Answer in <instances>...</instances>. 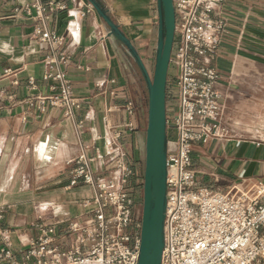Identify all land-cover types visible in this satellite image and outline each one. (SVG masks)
Here are the masks:
<instances>
[{
    "label": "crops",
    "instance_id": "obj_1",
    "mask_svg": "<svg viewBox=\"0 0 264 264\" xmlns=\"http://www.w3.org/2000/svg\"><path fill=\"white\" fill-rule=\"evenodd\" d=\"M100 1L146 61L157 40V0ZM39 2L66 7L48 12L49 19L42 21L34 0H0V228L7 230L20 259L23 244L45 233L39 225L54 227L52 246H72L69 220L89 217L93 207L86 201L97 189L82 181L69 187L76 164L67 162L83 154L84 145L102 148L96 137L106 123L120 131V144L134 170L127 190L134 198L135 217H141L143 208V177L140 186L134 182L144 155L147 116L137 106L146 85L137 64L94 7L88 11V0ZM220 13L227 17V28L214 61L216 89L224 106L233 108L264 96V0H226ZM38 27L63 35L64 44L51 48L35 34ZM47 59L56 61V71L69 75L82 99L75 120L66 119L63 110L43 112L39 107L37 97L56 93L52 87L59 85L43 78ZM79 121L84 133L76 127ZM234 133L193 145V166L202 186L225 190L232 183L264 181V139ZM174 135L168 127V137ZM107 175L96 171L94 177Z\"/></svg>",
    "mask_w": 264,
    "mask_h": 264
},
{
    "label": "built area",
    "instance_id": "obj_2",
    "mask_svg": "<svg viewBox=\"0 0 264 264\" xmlns=\"http://www.w3.org/2000/svg\"><path fill=\"white\" fill-rule=\"evenodd\" d=\"M225 1L174 0L176 36L170 62L174 74L168 87L177 90L178 101L168 117L175 135L168 137L162 264H264V181L245 180L225 190L202 186L192 161L194 144L228 132L222 122L226 107L216 89L219 73L214 66L227 28V17L220 13ZM32 6L42 21L49 19L48 12L66 7L39 0ZM92 9L90 4L88 11ZM35 34L53 49L65 41L63 35L45 27L36 28ZM55 62L46 60L49 70L43 78L58 80V87H52L57 92L38 96L39 107L43 112L63 110L65 118L73 120L82 99L76 97L69 75L55 70ZM34 83L31 77L30 84ZM128 109L133 111L134 105L130 103ZM76 127L85 132L82 121ZM120 137V131L106 123L96 137L103 147L84 145V153L67 162L76 164L69 173V187L82 181L97 189L86 201L93 207L89 217L69 220L72 246H52L54 227L39 225L45 233L23 244L26 250L20 259L7 230L0 228V264H138L142 220L135 217L134 198L127 190L134 170ZM96 171L108 175L95 178ZM132 224L137 227L128 233Z\"/></svg>",
    "mask_w": 264,
    "mask_h": 264
},
{
    "label": "water",
    "instance_id": "obj_3",
    "mask_svg": "<svg viewBox=\"0 0 264 264\" xmlns=\"http://www.w3.org/2000/svg\"><path fill=\"white\" fill-rule=\"evenodd\" d=\"M110 34L126 48L137 64L147 88V128L143 159V208L138 264H162L167 206L168 75L176 36L174 0H157L158 30L153 75L132 40L114 21L100 0H88Z\"/></svg>",
    "mask_w": 264,
    "mask_h": 264
},
{
    "label": "rangeland",
    "instance_id": "obj_4",
    "mask_svg": "<svg viewBox=\"0 0 264 264\" xmlns=\"http://www.w3.org/2000/svg\"><path fill=\"white\" fill-rule=\"evenodd\" d=\"M113 37L114 39L119 41L115 36ZM156 45H157L156 38H154L150 51H149V57L146 58V61H145L147 68L152 73L154 72ZM173 74H174V69H173V66L170 64L168 80L173 76ZM144 91L145 92L143 93V96L144 98H147V88L146 87ZM172 95H173L172 107H170V105L167 102V116L168 117H171L176 110V105L178 101L176 89L172 90ZM222 122H223V126L228 132H233V133L235 132V134L237 133L243 136L264 139V96L260 97V99L258 100H255V102L240 101L233 108L226 107L225 115H224ZM143 159H144V155L140 159L141 169L139 170L137 181L134 182L135 186L137 184L140 186L142 183ZM141 220H142V216H141ZM135 227H137V225L132 224L127 230L128 233H133V231L135 230ZM138 227H141V222L138 224Z\"/></svg>",
    "mask_w": 264,
    "mask_h": 264
},
{
    "label": "trees",
    "instance_id": "obj_5",
    "mask_svg": "<svg viewBox=\"0 0 264 264\" xmlns=\"http://www.w3.org/2000/svg\"><path fill=\"white\" fill-rule=\"evenodd\" d=\"M140 79L144 81V79L142 78V74H140ZM168 94V93H167ZM138 112L141 113L142 111H145L146 116H147V110H148V100L147 98H144V96H142V98H140L139 102H138ZM148 120V117H147Z\"/></svg>",
    "mask_w": 264,
    "mask_h": 264
},
{
    "label": "flooded vegetation",
    "instance_id": "obj_6",
    "mask_svg": "<svg viewBox=\"0 0 264 264\" xmlns=\"http://www.w3.org/2000/svg\"><path fill=\"white\" fill-rule=\"evenodd\" d=\"M150 74H151V75H153V73H152V72H150Z\"/></svg>",
    "mask_w": 264,
    "mask_h": 264
}]
</instances>
